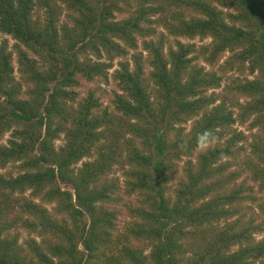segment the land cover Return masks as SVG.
I'll list each match as a JSON object with an SVG mask.
<instances>
[{"label": "trees", "instance_id": "16d2710c", "mask_svg": "<svg viewBox=\"0 0 264 264\" xmlns=\"http://www.w3.org/2000/svg\"><path fill=\"white\" fill-rule=\"evenodd\" d=\"M263 133L264 0H0V264H264Z\"/></svg>", "mask_w": 264, "mask_h": 264}, {"label": "rangeland", "instance_id": "374dc122", "mask_svg": "<svg viewBox=\"0 0 264 264\" xmlns=\"http://www.w3.org/2000/svg\"><path fill=\"white\" fill-rule=\"evenodd\" d=\"M65 13H63L62 15V19L63 20H66V17L64 16ZM121 16H125V14L123 15H120ZM119 17V15H118ZM159 29H163L162 26H159ZM1 38H7L8 39V44H9V47L12 48V45L14 44L15 40L12 39L10 36H6V35H2ZM182 41H188L187 39H181ZM197 41V39H196ZM210 39L207 38L206 40H204L203 42H209ZM197 43L200 44V42L197 41ZM138 50L141 51L142 50V47L141 45H139L138 47ZM142 53L145 55L146 53L142 50ZM229 53H226L223 57L222 60H224L227 56H228ZM118 58L114 60L113 62V67H111L108 71V77L106 79L104 78H100V77H96L95 79H93L92 81H86V80H83L81 85L76 89L77 92L79 93L80 97L84 96L87 92V90L89 89H95L96 90V93H97V96L99 97L101 103L103 104V106H108L109 110H113V106H112V97H113V92H119L120 89L118 87V84H117V81L113 78L112 76V73L115 69H117L118 67ZM15 65V74H16V77L18 78L19 77V73L17 71V65H16V62L14 63ZM202 65H204L205 67H209L207 64H205L204 62L202 63ZM216 67V66H215ZM245 76V75H248L247 74V70H241L239 72L237 71H231V72H228L225 76H224V80L222 82V86L217 89L216 91L220 92L222 95H226V90H225V85L228 83L229 79L233 76ZM253 76V75H252ZM249 77H251L249 75ZM242 100V99H241ZM192 124V121H188L186 123V127L189 128L190 125ZM235 127H237L238 129L244 131V133L247 135V141H250V139H252L254 137V135L256 133H258V130L257 129H248V123H244V124H239L238 122L235 123L234 125ZM263 136H264V133H263ZM8 137V134L5 135V137L3 138V140L1 141V143H4L6 141ZM63 136L61 135L60 138L56 139L55 140V145L56 146H59L63 143ZM124 158H121V160L119 161L118 164H116L109 176V178L113 179L114 181L118 182L119 183V189L121 190L120 193L123 194V182H124V179H125V171L127 169H129V165H127L124 160ZM80 164V162L78 163ZM1 171L3 173H8V172H11L12 173H15V170L13 168L12 165H8L6 166L4 169H1ZM182 175V162L180 161L178 163V166H177V174L176 176H181ZM248 183H250L251 185L254 186L255 188V195L257 197V201L256 202H253V201H246V207H245V213H246V217H248L249 215H252V216H256L258 217L260 220L261 219H264V211L262 209V207H260L259 205L261 203L264 202V190L262 191H257L256 189V185L257 183H254L252 182L251 180H248ZM126 199V198H125ZM124 201V200H123ZM121 214L118 218V223L120 224V226H123L129 219H130V216L127 214V211L125 210V208L122 206L121 207Z\"/></svg>", "mask_w": 264, "mask_h": 264}, {"label": "clouds", "instance_id": "9594fccd", "mask_svg": "<svg viewBox=\"0 0 264 264\" xmlns=\"http://www.w3.org/2000/svg\"><path fill=\"white\" fill-rule=\"evenodd\" d=\"M213 142V138L211 136V133H204L198 140V147L201 150H206L211 143Z\"/></svg>", "mask_w": 264, "mask_h": 264}]
</instances>
